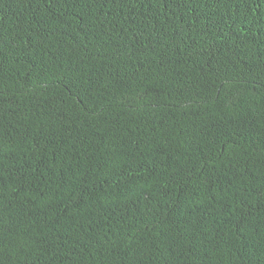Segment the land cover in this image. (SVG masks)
I'll use <instances>...</instances> for the list:
<instances>
[{
  "label": "trees",
  "instance_id": "obj_1",
  "mask_svg": "<svg viewBox=\"0 0 264 264\" xmlns=\"http://www.w3.org/2000/svg\"><path fill=\"white\" fill-rule=\"evenodd\" d=\"M0 264H264V0H0Z\"/></svg>",
  "mask_w": 264,
  "mask_h": 264
}]
</instances>
